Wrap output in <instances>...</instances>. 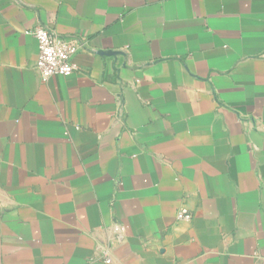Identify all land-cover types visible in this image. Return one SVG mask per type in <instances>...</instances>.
<instances>
[{
	"label": "crops",
	"instance_id": "0c3cea01",
	"mask_svg": "<svg viewBox=\"0 0 264 264\" xmlns=\"http://www.w3.org/2000/svg\"><path fill=\"white\" fill-rule=\"evenodd\" d=\"M106 258L264 264V0H0V264Z\"/></svg>",
	"mask_w": 264,
	"mask_h": 264
},
{
	"label": "built area",
	"instance_id": "2783aa9c",
	"mask_svg": "<svg viewBox=\"0 0 264 264\" xmlns=\"http://www.w3.org/2000/svg\"><path fill=\"white\" fill-rule=\"evenodd\" d=\"M31 35L38 42V60L35 69L45 82L52 77H69L79 70L75 63L76 55L85 47V43L71 36H60L51 32L43 26L35 28ZM180 219H190L191 216L185 212H180ZM117 241L121 242L124 238V229L116 225ZM110 264L111 260L106 258L104 261Z\"/></svg>",
	"mask_w": 264,
	"mask_h": 264
}]
</instances>
